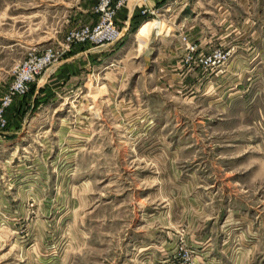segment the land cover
<instances>
[{"label": "rangeland", "instance_id": "1", "mask_svg": "<svg viewBox=\"0 0 264 264\" xmlns=\"http://www.w3.org/2000/svg\"><path fill=\"white\" fill-rule=\"evenodd\" d=\"M147 1L0 0V264H264V0Z\"/></svg>", "mask_w": 264, "mask_h": 264}, {"label": "built area", "instance_id": "2", "mask_svg": "<svg viewBox=\"0 0 264 264\" xmlns=\"http://www.w3.org/2000/svg\"><path fill=\"white\" fill-rule=\"evenodd\" d=\"M140 1L145 3L147 0H137V2ZM122 4L123 0H98L96 11L100 19L92 30V39L95 44L102 45L104 42L112 43L118 38L120 34L115 28L114 15ZM71 38H67L66 41H71ZM75 38H78V36ZM60 50L64 52V46H60ZM52 57L53 54L48 50L40 57L29 55L13 67L14 79L8 88L7 94L0 98V129L5 127L3 113L9 106L12 97L22 96L28 85L34 81L35 76L47 67L48 64L50 65L54 62ZM215 59L216 56H213V59L208 58V62L205 64H213Z\"/></svg>", "mask_w": 264, "mask_h": 264}, {"label": "crops", "instance_id": "3", "mask_svg": "<svg viewBox=\"0 0 264 264\" xmlns=\"http://www.w3.org/2000/svg\"><path fill=\"white\" fill-rule=\"evenodd\" d=\"M137 3V0H131L130 3H128L126 6L119 8L115 15H114V21L115 23L118 25H120L121 23L123 24L122 28L123 30H126L128 24L130 23V18L133 15V11H134V6ZM140 37V35L136 36V39ZM97 49V48H96ZM94 52L95 49H83L82 51H76V50H72V54H70V56H68L65 61H73V60H77L79 57L85 56L88 52ZM98 51V50H96ZM62 63V61H61Z\"/></svg>", "mask_w": 264, "mask_h": 264}, {"label": "bare ground", "instance_id": "4", "mask_svg": "<svg viewBox=\"0 0 264 264\" xmlns=\"http://www.w3.org/2000/svg\"><path fill=\"white\" fill-rule=\"evenodd\" d=\"M144 4H145L146 8H149V1H145ZM152 21H154L153 24H150L149 27H147V28H153V29H154L155 27H157V26L159 25V24H158V25L156 26V24L158 23L157 20H156V21H155V20H152ZM155 22H157V23H155ZM158 28H159V26H158ZM153 31L157 32V30H153Z\"/></svg>", "mask_w": 264, "mask_h": 264}]
</instances>
